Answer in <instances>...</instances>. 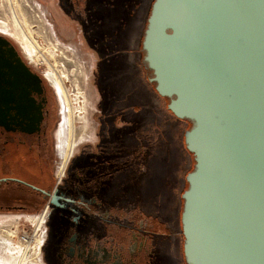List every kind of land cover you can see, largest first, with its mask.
<instances>
[{
	"label": "flooded vegetation",
	"instance_id": "af4514ba",
	"mask_svg": "<svg viewBox=\"0 0 264 264\" xmlns=\"http://www.w3.org/2000/svg\"><path fill=\"white\" fill-rule=\"evenodd\" d=\"M153 2L63 0L98 55L97 139L76 154L75 137L59 142L55 86L16 45L41 77L31 96L42 118L34 131L0 125V213H37L43 240L36 264H187L181 123L153 91L137 57L142 50L132 46L137 8L150 12ZM168 119L176 122L171 132ZM173 147L180 159L169 181Z\"/></svg>",
	"mask_w": 264,
	"mask_h": 264
},
{
	"label": "water",
	"instance_id": "95a60500",
	"mask_svg": "<svg viewBox=\"0 0 264 264\" xmlns=\"http://www.w3.org/2000/svg\"><path fill=\"white\" fill-rule=\"evenodd\" d=\"M142 50L168 109L191 122L186 263L264 264V0H154ZM40 82L0 34V125L38 128Z\"/></svg>",
	"mask_w": 264,
	"mask_h": 264
},
{
	"label": "rangeland",
	"instance_id": "374dc122",
	"mask_svg": "<svg viewBox=\"0 0 264 264\" xmlns=\"http://www.w3.org/2000/svg\"><path fill=\"white\" fill-rule=\"evenodd\" d=\"M18 1L0 0V21L9 23L11 36L8 34L9 32L0 31V34L9 37L20 48L24 44L16 30L17 28L12 24V19L18 14L23 25L26 23L24 27L20 26V29L27 28L26 31L29 29L27 32L31 33L33 41L41 47V52L37 50L34 55L33 65L43 70L49 80L48 73L50 71L53 72L58 80L57 85L59 84V86L55 87L58 107L57 122H59L60 118L62 121V113L67 107L72 112L71 120L74 129L82 127L84 122L77 117V114L79 113L78 109L80 107L83 108V113L81 114L86 116L85 123L88 137L75 148L74 154H76L81 146L95 143L97 139L99 102L101 98L97 82H95L98 71V55L89 44V39L82 23L77 19H73L66 12L63 0H20L21 7H18L20 5ZM14 5L19 11L16 14L13 9ZM148 14V7L137 8V18L135 23L132 24L134 26V37L133 41L131 40L133 42L132 46L137 49L139 48L140 37ZM53 51L55 55L51 56L49 52ZM60 110L61 117L59 116ZM175 126L176 122L167 120L169 132ZM183 128H186V123H183ZM179 156L180 154L174 147L169 149L167 153L169 181L172 179L170 167H175L179 163ZM190 158V155L184 153L183 166L185 171L192 163ZM42 240L43 226L37 213H0L1 261L10 255H14L18 256L19 264H36L39 260L38 256ZM0 264L2 263L0 262Z\"/></svg>",
	"mask_w": 264,
	"mask_h": 264
},
{
	"label": "bare ground",
	"instance_id": "6f19581e",
	"mask_svg": "<svg viewBox=\"0 0 264 264\" xmlns=\"http://www.w3.org/2000/svg\"><path fill=\"white\" fill-rule=\"evenodd\" d=\"M18 2L20 4V5H18V7L19 6L21 7V1L19 0ZM13 9L15 11V14H16V12L17 13L19 12V11H17L16 5L13 6ZM21 10L23 11V9H21ZM24 21H26V20H24ZM12 22H13L12 23L13 26H15L17 28L16 30H17L18 34L20 35V37L22 39V42L24 44L23 45L24 47L22 46L23 49L25 50V52L28 54V56L32 60L35 59V56L34 55L36 54L37 50L41 52V47L39 45H37V43H35V41H33L32 37H31V33L30 32H27L29 29L27 31H26L27 28L20 29V26L24 27L26 23L23 25V22L18 17V14L15 15V17L12 19ZM9 29H10V26H9V23L8 22H6V21H0V31H2L4 33L9 32L8 34L11 35ZM31 32H33V31H31ZM52 46H53V44H52ZM49 53H51V56H54L55 55V52L54 51L53 52H49ZM48 76L50 77V80L53 83V85L55 87H58L59 86V84L57 85L58 80L55 78V76H54V74H53L52 71H50L48 73ZM82 110H83L82 107H80L78 109L79 113L77 114V117L80 118L82 120V122H84V124L82 125V127H79L78 129L75 130L74 127H73V125H72V120H71L72 119V117H71L72 112L67 107H66V109H64V111L62 113V121L60 122V124L58 126V135H59V139H60L59 142H60V144L62 146H64L65 144H67L68 141L70 140V138L72 136L75 137V140L74 141L70 140V141H72L71 144L73 145V147H74V145H77V144L81 143L83 140H85L88 137V134H87V131H86L87 130V125L85 123L86 122V116H84L83 114H81V113H83ZM58 149H60V148H58ZM0 262L2 264H19L18 256H14V255H10V256L6 257L4 260H2V261L0 260Z\"/></svg>",
	"mask_w": 264,
	"mask_h": 264
},
{
	"label": "trees",
	"instance_id": "16d2710c",
	"mask_svg": "<svg viewBox=\"0 0 264 264\" xmlns=\"http://www.w3.org/2000/svg\"><path fill=\"white\" fill-rule=\"evenodd\" d=\"M145 26H146V24H145ZM144 29H145V27H144ZM143 32H144V30H143ZM143 32H142V35H141V37H140V41H139V48L142 50V38H143ZM143 55H144V53H143V50H142V52H141V54L140 55H137V57H139V59L141 60V63L143 64V66L145 67V69H146V75H147V79L149 80V77L152 75V71L150 70V69H148L146 66H145V63L143 62ZM151 84H152V86H153V91H155L156 92V94L158 95V96H161V95H159L158 94V92L156 91V89H155V83H153V82H151ZM162 97V96H161ZM164 100H165V102H166V106H167V104H168V101H169V98H166V97H162ZM167 111H168V113H169V115L170 116H172L174 119H177V120H179L180 121V123H181V133H182V136H183V150H184V153H186V154H188V155H190V159H192V163H191V165L186 169V171H185V174H184V189L188 186V183H187V180H186V174L190 171V170H192L193 168H194V158H193V154L190 152V151H188V149L186 148V146H185V142H184V132H185V130L188 128V127H190L191 126V122L189 121V120H185V119H179V118H177L169 109H168V107H167ZM183 123H186V128L184 129L183 128ZM167 143H169L168 141H167ZM184 189H183V191H184ZM183 235V234H182Z\"/></svg>",
	"mask_w": 264,
	"mask_h": 264
},
{
	"label": "built area",
	"instance_id": "2783aa9c",
	"mask_svg": "<svg viewBox=\"0 0 264 264\" xmlns=\"http://www.w3.org/2000/svg\"><path fill=\"white\" fill-rule=\"evenodd\" d=\"M42 244V243H41Z\"/></svg>",
	"mask_w": 264,
	"mask_h": 264
}]
</instances>
